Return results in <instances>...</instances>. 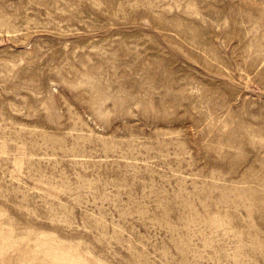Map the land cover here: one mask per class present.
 Masks as SVG:
<instances>
[{
	"label": "rangeland",
	"instance_id": "rangeland-1",
	"mask_svg": "<svg viewBox=\"0 0 264 264\" xmlns=\"http://www.w3.org/2000/svg\"><path fill=\"white\" fill-rule=\"evenodd\" d=\"M0 264H264V0H0Z\"/></svg>",
	"mask_w": 264,
	"mask_h": 264
}]
</instances>
